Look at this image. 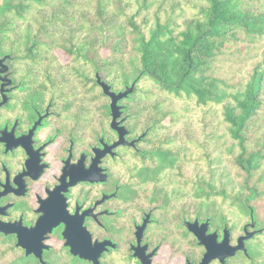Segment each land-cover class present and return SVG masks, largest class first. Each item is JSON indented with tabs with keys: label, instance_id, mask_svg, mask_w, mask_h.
I'll list each match as a JSON object with an SVG mask.
<instances>
[{
	"label": "flooded vegetation",
	"instance_id": "flooded-vegetation-1",
	"mask_svg": "<svg viewBox=\"0 0 264 264\" xmlns=\"http://www.w3.org/2000/svg\"><path fill=\"white\" fill-rule=\"evenodd\" d=\"M0 59V220L24 226L29 248L42 243V261L202 264L205 246L198 235L213 248L225 226L229 244H236L247 222L239 231L207 215L204 190L193 192L199 197L192 203L191 182L174 179L179 166L159 165L143 150L149 128L133 145L110 147L118 135L110 126L108 96L106 111L95 118L93 106H80L77 93L63 90L67 78L57 76L60 71L15 68V56L1 48ZM87 83L93 89L95 72ZM122 100L118 119L130 141L146 128L132 134ZM132 159L137 164H128ZM39 218L44 225L34 228ZM0 235L15 245V233ZM252 237L245 239L246 253L237 249L205 264L249 259ZM17 247L29 263L43 264Z\"/></svg>",
	"mask_w": 264,
	"mask_h": 264
},
{
	"label": "trees",
	"instance_id": "trees-1",
	"mask_svg": "<svg viewBox=\"0 0 264 264\" xmlns=\"http://www.w3.org/2000/svg\"><path fill=\"white\" fill-rule=\"evenodd\" d=\"M59 1L58 8L66 5L77 7L78 4V0ZM163 1L91 0V7L94 5L98 15L105 12L113 16V12L106 9L107 5H112L116 14L121 16L117 31L129 39L132 71H120V82H130L136 72L140 73L139 78L145 76L150 79L162 97L160 101H155L157 111L153 121L159 127H163L161 123L178 125L168 136L149 138L143 150L151 159L160 161L159 165L180 166L179 152L187 145L192 147L187 151L191 159L203 156L208 161L202 151L210 154L207 149L215 143L216 147L223 149V157L231 167L242 173L237 181L236 193L231 194L232 200L239 202L246 217L251 208L258 225H263L264 0H182L171 7H164ZM47 2L2 0L0 21L2 24L10 21L3 17L11 12L23 19L29 8L46 5ZM150 23L146 35L143 26ZM86 26V32L82 31V25L75 27L78 30L77 40L68 34V42L57 44L68 55H74L77 62L89 59L88 41H84V38L89 32L102 29L101 25L93 22H88ZM13 28L0 25V37L7 36ZM23 29L27 32L23 41L28 56L35 58L33 48L39 41L35 34H31L28 23ZM223 54L231 55L234 59L250 60V70L241 75L234 68L235 76L232 72H222L230 68L225 66L224 58H219ZM94 87L99 88L96 83ZM146 94L148 97L152 93L144 92ZM163 95L182 100L184 104L180 108L163 110ZM102 107L106 111L107 104ZM180 118H184L183 121ZM131 128L134 134L135 127ZM251 128H254L253 133L259 135L254 140L249 135ZM155 129L156 126L149 127L147 137ZM244 199H248L252 206H246ZM13 249L19 250L20 254L8 260L9 252ZM259 252L256 248L253 251L248 249L254 259ZM1 258H5L6 264H32L13 244L10 236L0 235Z\"/></svg>",
	"mask_w": 264,
	"mask_h": 264
},
{
	"label": "rangeland",
	"instance_id": "rangeland-1",
	"mask_svg": "<svg viewBox=\"0 0 264 264\" xmlns=\"http://www.w3.org/2000/svg\"><path fill=\"white\" fill-rule=\"evenodd\" d=\"M103 1L109 2L111 0ZM179 2H182V0H165L163 1V6H177ZM1 3L2 0H0ZM91 4H93L91 0H78L77 7L66 5L65 7L58 8L60 5L59 0H48L46 5H35L29 8L28 10L30 11L27 10L24 13L23 19L12 15V12L8 13L3 18L10 19V21L3 24L0 21V25L3 27L10 25L14 28L7 36L0 37V48L1 52L11 53L15 56V68L60 71L57 76L60 75L61 78H67V80L62 81L63 90H72L77 93V100L80 106H82L81 104L89 106V108L93 106V116L98 118L103 116L105 109L102 105L108 103V98L104 94V97L99 96V94H102L100 88L93 87V89H90L87 77L91 75L92 71L98 72L101 78L108 82L114 90L123 89L125 85L130 84L133 78L128 83L122 84L120 82V71H132L131 61H129L131 57L130 48L128 47L129 39L126 35L117 31L121 23L119 22L121 16L116 14L112 5H107L106 9L110 10V13L113 12V16H111L112 14L107 15L105 12L98 15L94 5L91 7ZM88 22L101 25L102 29L101 31L93 30V32H89L84 38V41H88L89 59L77 62L74 55H68L69 53L62 50L57 44L68 42V34H72V39L77 40L76 32L78 30L75 27L82 25V31L86 32ZM27 23L31 34H35V38L39 41V44L33 48L34 53H36L35 58L28 56L26 44L23 41V37L27 34L23 27ZM150 27L151 23L143 26V31L146 35ZM219 58H224L225 66L230 67L224 69L222 72H232L234 75L233 69L235 68L242 75L251 68L250 60L234 59L233 56L226 54L220 55ZM139 74V72H136L135 75ZM144 92L152 94L146 97L149 93L144 95ZM160 95V91L150 79L142 76L136 82V89L126 99L122 100L123 104L126 105L125 112L129 117L127 123H130L129 126L135 127L136 132L134 134L139 131L141 132L145 128L156 126L155 131L150 137H147V141H150L149 138L156 136H168L169 133L178 128V125L175 124L168 126L161 123L163 127L155 124L153 117H155L157 110L154 105L157 99L161 100L162 97ZM163 96L164 100L161 103L163 110L171 107L180 108L184 104V101L173 99L170 95ZM183 119L180 118L179 120L183 121ZM134 123L136 125L132 126ZM253 131L254 128H251L249 135L254 140L259 135L253 133ZM191 149V145H187L185 149L179 152L180 166L175 169L176 176L174 179L191 182L192 203L193 201L198 202L197 198L199 197L195 196L193 192L204 190L207 215L220 217L224 223L228 225L232 224L241 231L243 223L250 221L249 211H247L248 217H246V213L238 204L239 202L232 200L231 194L236 193L237 181L241 179L242 173L231 167V164L223 157V149L216 147L215 143L211 148L207 149V152H210V154L202 151L207 156L208 161L203 156H200L199 159H191L190 154L188 155L187 153ZM132 163L137 164L136 159L128 161V164ZM208 192L211 193L210 196H208ZM244 202L246 206H252L248 202V199H244ZM255 221L257 227H263V229L252 235L253 237L251 236L252 238L248 239L246 244L247 249L253 251L256 248L260 251V254L256 255L255 259L249 255V260L240 255L238 264H264V224L258 225L256 218ZM19 254V250H10L8 260ZM5 262V258L0 259V264H6Z\"/></svg>",
	"mask_w": 264,
	"mask_h": 264
},
{
	"label": "water",
	"instance_id": "water-1",
	"mask_svg": "<svg viewBox=\"0 0 264 264\" xmlns=\"http://www.w3.org/2000/svg\"><path fill=\"white\" fill-rule=\"evenodd\" d=\"M8 55L6 54L2 59H5ZM0 59V65L1 60ZM140 75V74H139ZM139 75H137L130 84H127L123 87V89L120 90H114L111 88V85L106 82L104 79L101 78L100 74L98 72H95V81L100 86L101 92L108 96L109 98V113H110V126L115 129L117 132V140L112 142L110 147H113L119 143L125 142L129 145H133L136 141L141 139L143 135L147 132V128L141 132L139 136L132 140H126L125 134L127 132L124 125L120 124V121L123 118L118 119V117L122 113L123 105L119 103L120 100L127 98L135 89H136V82L139 78ZM249 217L250 221L244 224L243 226V233L240 234L237 238V242L234 245L229 244V237H228V229L225 226L223 229V236L220 241L217 242L215 247H210V245L207 243L208 239L207 236L204 235H198L200 243H202L205 246V252L203 255V258L201 260L202 264H205L210 257H218L220 260H223L225 256L233 254L237 249L242 250L244 253H246V247L244 245L245 239L251 237L255 233L261 231L263 227L255 228L252 230H248L247 227H254L256 221L254 219L252 209H249ZM43 218V217H41ZM44 220L38 219L35 222L34 228H41L43 227ZM49 229V228H47ZM25 227L16 223L11 222H4L0 220V232L3 234L8 233H15L16 234V241L15 245L19 246L24 249L25 254L33 253L40 261L41 259V251H42V243L35 245L33 244V248H29L26 244V237L24 234ZM47 247L46 245H44ZM43 264H46L44 261H42Z\"/></svg>",
	"mask_w": 264,
	"mask_h": 264
}]
</instances>
